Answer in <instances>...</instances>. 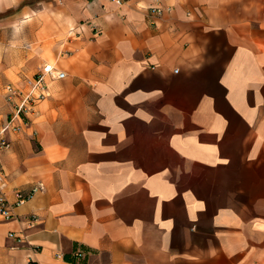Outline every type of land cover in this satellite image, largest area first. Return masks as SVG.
Segmentation results:
<instances>
[{
  "label": "crops",
  "instance_id": "1",
  "mask_svg": "<svg viewBox=\"0 0 264 264\" xmlns=\"http://www.w3.org/2000/svg\"><path fill=\"white\" fill-rule=\"evenodd\" d=\"M45 65L0 264H264V0H0V124Z\"/></svg>",
  "mask_w": 264,
  "mask_h": 264
},
{
  "label": "built area",
  "instance_id": "2",
  "mask_svg": "<svg viewBox=\"0 0 264 264\" xmlns=\"http://www.w3.org/2000/svg\"><path fill=\"white\" fill-rule=\"evenodd\" d=\"M117 1L121 2L122 0ZM151 10L157 14H161L164 11L159 5L151 6ZM65 76V72L59 71L51 65H45L33 79L27 81L25 87L12 83L5 85L4 95L11 106V111L6 120L0 124V154L10 147L9 136L21 130L23 126L28 125L36 112L38 104L49 96L46 78L56 79L64 78ZM4 181L5 173L0 164V218L10 220L15 216L13 212L14 204L10 203L3 190ZM42 189L43 186L41 184L36 185L32 189L31 194ZM31 194L18 193L16 205L25 203ZM34 221L35 219H30L31 224ZM9 236L18 238V242L25 240L23 236L17 235L15 232H10ZM77 256H81V253H77ZM29 264L37 263L29 260Z\"/></svg>",
  "mask_w": 264,
  "mask_h": 264
},
{
  "label": "trees",
  "instance_id": "3",
  "mask_svg": "<svg viewBox=\"0 0 264 264\" xmlns=\"http://www.w3.org/2000/svg\"><path fill=\"white\" fill-rule=\"evenodd\" d=\"M81 255H82V253H81ZM67 259H68L69 261L77 262L76 257H67Z\"/></svg>",
  "mask_w": 264,
  "mask_h": 264
},
{
  "label": "rangeland",
  "instance_id": "4",
  "mask_svg": "<svg viewBox=\"0 0 264 264\" xmlns=\"http://www.w3.org/2000/svg\"><path fill=\"white\" fill-rule=\"evenodd\" d=\"M37 1H38V0H25V2H27V3H28V2H29V3H31V2H32V3H35V2H37Z\"/></svg>",
  "mask_w": 264,
  "mask_h": 264
}]
</instances>
